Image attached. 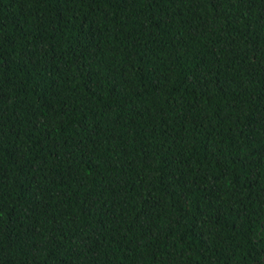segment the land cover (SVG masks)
Returning <instances> with one entry per match:
<instances>
[{
  "label": "trees",
  "instance_id": "trees-1",
  "mask_svg": "<svg viewBox=\"0 0 264 264\" xmlns=\"http://www.w3.org/2000/svg\"><path fill=\"white\" fill-rule=\"evenodd\" d=\"M0 264H264V0H0Z\"/></svg>",
  "mask_w": 264,
  "mask_h": 264
}]
</instances>
